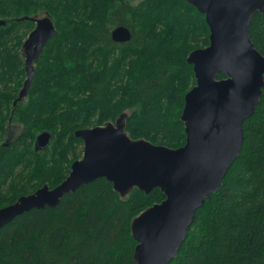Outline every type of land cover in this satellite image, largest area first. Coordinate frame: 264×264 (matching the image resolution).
Segmentation results:
<instances>
[{
  "label": "trees",
  "instance_id": "1",
  "mask_svg": "<svg viewBox=\"0 0 264 264\" xmlns=\"http://www.w3.org/2000/svg\"><path fill=\"white\" fill-rule=\"evenodd\" d=\"M70 4L71 0H0V19L5 20L0 25V90L12 73L18 72L19 86L26 77L20 48L35 23L19 18L46 12L56 30L34 64L27 96L16 105L12 101L9 112L11 121L24 124L20 138L28 144V152L20 153L18 140L0 144V177L22 163L39 180L18 197L45 183L52 188L66 178L77 158L68 159L67 165L57 162L55 144L64 139L82 144L74 135L76 129L114 122L122 113L125 132L132 139L170 148L185 143L180 116L184 96L195 82L186 57L209 43L204 15L185 0ZM64 9L65 16L59 17ZM83 10L89 16L75 19ZM119 25L130 30V40L111 39L112 28ZM248 34L264 55V14L252 15ZM11 36L16 37L13 45ZM70 94V110L52 111L41 121L47 106ZM45 130L52 135L49 146L35 151L32 143ZM242 130L239 156L220 189L195 212L169 264H264V87ZM164 198L159 188L148 194L133 188L121 196L111 182L97 178L65 194L56 206L32 208L2 226L0 264H135L131 222Z\"/></svg>",
  "mask_w": 264,
  "mask_h": 264
},
{
  "label": "water",
  "instance_id": "2",
  "mask_svg": "<svg viewBox=\"0 0 264 264\" xmlns=\"http://www.w3.org/2000/svg\"><path fill=\"white\" fill-rule=\"evenodd\" d=\"M204 15L209 43L186 57L195 84L184 96L180 116L185 143L177 148L132 139L124 129L125 113L114 122L74 131L82 140L81 158L73 160L65 179L0 207V228L32 208L56 206L63 196L97 178H105L121 196L137 188L146 194L159 188L165 198L137 214L131 222L136 241L135 264H169L185 240L195 212L217 192L239 156L244 120L255 110L264 87V55L253 45L249 24L255 12L264 14V0H185ZM32 20L34 28L22 44L26 77L13 101L27 96L34 64L56 30L48 13ZM5 20L0 19V25ZM114 42L130 40L123 25L112 28ZM222 74L223 77L218 78ZM48 131L37 134L34 150L49 146Z\"/></svg>",
  "mask_w": 264,
  "mask_h": 264
},
{
  "label": "rangeland",
  "instance_id": "3",
  "mask_svg": "<svg viewBox=\"0 0 264 264\" xmlns=\"http://www.w3.org/2000/svg\"><path fill=\"white\" fill-rule=\"evenodd\" d=\"M82 0H71V4L76 5L75 3H78ZM69 5V7H71ZM68 7V8H69ZM85 8L84 6L81 7ZM65 11L59 12V17H64ZM46 12H41L35 16L42 17L45 15ZM33 16V17H35ZM89 16V11L83 10L78 15L76 13V16L74 17L77 20H83ZM28 35V34H27ZM209 36V35H208ZM27 37V36H26ZM25 37V38H26ZM16 37L11 36V39H9V44L13 45V41H16ZM23 39V41L25 40ZM23 44V42H22ZM205 47V46H204ZM202 48V47H201ZM22 49V45L20 50ZM19 77L18 72L12 73L11 77L7 80L6 87L2 88L0 90V144L4 143L6 137H8V144H12L13 142L17 141V146L19 147L20 153H25L27 151L28 144H25V142L20 138V136L23 135L25 132L24 130V124L17 121H11L9 118V112L11 111L12 101L15 95H17V92L20 90L21 85L19 86ZM24 81V80H23ZM195 81V79H194ZM195 84V82H194ZM76 99V97H75ZM43 103L45 102L47 104V100L45 98H42ZM71 94L67 99L62 100L60 103L56 105L47 106L46 110L47 112L43 111L41 121H46L48 119V115L50 112L54 111L56 112H66L71 109ZM52 109V110H51ZM42 113V112H41ZM8 118L11 121V129L7 127L8 125ZM96 119V117L92 120V122ZM12 130L13 133H9L7 136V131ZM20 139V140H19ZM35 141V140H34ZM34 141L32 143V149H34ZM54 150L58 151V155H55L54 152H51L53 155V159L57 160V162H63V164L67 165L68 159L73 158H81L83 153V143L79 144L71 139H64L58 146L55 144ZM63 153H62V152ZM76 160V159H75ZM73 162V161H72ZM71 162V163H72ZM22 163H16L15 164V171H11L10 174H4L3 177H0V204L5 205L6 203L10 202L12 199H17V195L21 192L30 191L35 188V186L38 184V178L33 176L32 172L30 171V168L28 166H21ZM70 164V163H69ZM71 165V164H70ZM18 167V168H17ZM17 168V169H16ZM19 170V171H17ZM17 171V172H16ZM41 187V186H40ZM39 188V187H38ZM37 188V189H38ZM36 190V189H35ZM34 190V191H35ZM33 191V192H34ZM29 194V193H28ZM8 205V204H7Z\"/></svg>",
  "mask_w": 264,
  "mask_h": 264
},
{
  "label": "flooded vegetation",
  "instance_id": "4",
  "mask_svg": "<svg viewBox=\"0 0 264 264\" xmlns=\"http://www.w3.org/2000/svg\"><path fill=\"white\" fill-rule=\"evenodd\" d=\"M22 55H23V53H22ZM23 58H24V57H23ZM18 93H19V91L17 92L16 97L18 96ZM25 97H26V96H25ZM25 97H24V98H25ZM24 98H21L20 100H17V101H21V100L24 99ZM14 100H15V99H14ZM14 100H13V101H14ZM10 120H11V119H10ZM10 120H8V125H7V127L11 129V121H10ZM6 133H7V136H8V134H9V133L12 134L13 131L10 130V131H7ZM4 141H6V142H4V144H7V143H8V142H7V141H8V137H6V139H5Z\"/></svg>",
  "mask_w": 264,
  "mask_h": 264
}]
</instances>
